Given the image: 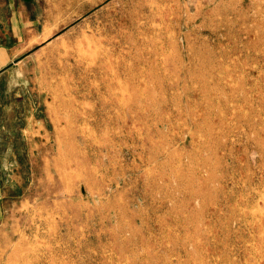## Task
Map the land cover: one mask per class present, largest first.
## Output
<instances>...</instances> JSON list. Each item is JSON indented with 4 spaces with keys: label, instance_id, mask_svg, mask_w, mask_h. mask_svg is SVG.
<instances>
[{
    "label": "rangeland",
    "instance_id": "1",
    "mask_svg": "<svg viewBox=\"0 0 264 264\" xmlns=\"http://www.w3.org/2000/svg\"><path fill=\"white\" fill-rule=\"evenodd\" d=\"M19 1L26 52L0 72V264H264V0ZM162 47L184 64L212 50L222 102L193 150L154 167L143 139L135 154L111 142L105 102L161 96Z\"/></svg>",
    "mask_w": 264,
    "mask_h": 264
},
{
    "label": "bare ground",
    "instance_id": "2",
    "mask_svg": "<svg viewBox=\"0 0 264 264\" xmlns=\"http://www.w3.org/2000/svg\"><path fill=\"white\" fill-rule=\"evenodd\" d=\"M216 29H212V36L218 35ZM191 54L188 57V63L184 64L182 58L180 61L177 58L171 59L166 47L160 49L159 60L162 70L159 72L163 77H166L171 69L173 71L172 83L168 85L163 80L158 81L150 78L148 83L161 89L162 95L148 104H139L137 111L132 108L134 101L149 95L150 90L145 88V90H139L137 93L130 92L126 96L117 97L110 102L112 106L109 102H105V107L108 110L115 106V112H119L111 122L121 129L114 132L111 142H124L126 148L133 154L137 151L136 142L139 140L142 141L143 139L146 144L152 145V149L148 150L149 156L142 161L145 166L152 163L155 164L154 167L163 166L177 156L187 155V150H193L196 146V133L200 132L202 126L207 124L213 116L212 105H219L222 102L219 86L223 76L218 69L214 52L206 48L194 47ZM180 81H188L190 87L179 88ZM208 96L215 99V103L210 104L206 100ZM191 99L195 100L193 108H190ZM141 120H145V126L151 130V134L146 133L144 138L136 128ZM170 131L175 132L170 142L161 150H155L151 135L164 136L165 132ZM107 145L105 144V146ZM142 149L144 151L143 147ZM122 150L120 148V152ZM122 177L124 178L125 174ZM111 187L112 185L108 186L109 189ZM133 221L137 223V219L133 218ZM139 222L143 221L139 220ZM4 254L0 255L1 261ZM25 254L27 255V252ZM5 259V264H13L15 260H11L10 256Z\"/></svg>",
    "mask_w": 264,
    "mask_h": 264
},
{
    "label": "crops",
    "instance_id": "3",
    "mask_svg": "<svg viewBox=\"0 0 264 264\" xmlns=\"http://www.w3.org/2000/svg\"><path fill=\"white\" fill-rule=\"evenodd\" d=\"M19 0H0V72L4 70L14 57L26 52V41L21 37L25 34L18 26L20 12H16L15 5Z\"/></svg>",
    "mask_w": 264,
    "mask_h": 264
}]
</instances>
